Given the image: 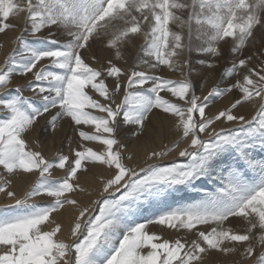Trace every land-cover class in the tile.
Returning <instances> with one entry per match:
<instances>
[{"label": "snow or ice", "instance_id": "obj_1", "mask_svg": "<svg viewBox=\"0 0 264 264\" xmlns=\"http://www.w3.org/2000/svg\"><path fill=\"white\" fill-rule=\"evenodd\" d=\"M13 15L25 17L23 32L46 43L33 46L22 33L0 65V92L15 76L33 77L16 86L15 95L0 97V169L9 176L38 174L22 195L10 190V179L0 181V194L9 201L0 204V264H203L209 251L226 257L239 252L244 261L264 264V155H257V149L264 153V61L252 64L255 52L244 56L256 33H264V0H0V33L11 27L6 21ZM46 29L47 36L38 35ZM138 35L142 55L132 71L111 59L98 68L85 62L83 53L101 37L115 60H122V46ZM222 42L230 45L231 66L221 75L229 83L201 97L189 78L190 60L175 58L185 51L219 58ZM198 63L209 70L218 66ZM162 65L183 78L149 74ZM108 78L114 80L111 90ZM234 92L228 106L206 113L210 103ZM245 104L256 108L251 119L238 113ZM154 109L174 118L178 139L146 153L142 164H131L133 156L125 157V145L115 136L118 117L139 136ZM46 114L52 131L65 118L76 126L78 148L47 159L28 147L25 135ZM218 123L238 127L217 130ZM177 149L186 163H160ZM57 169L63 176L54 179ZM91 169L98 170L97 195L81 203L72 195L86 191L78 173ZM205 179L219 181L214 192L185 206L169 204L177 186L192 188ZM44 197L50 202H34ZM65 206L75 210L67 240L58 238L63 225L56 219ZM145 206L156 211L141 220ZM232 218L245 225L242 232L230 226ZM149 226L194 238L163 239Z\"/></svg>", "mask_w": 264, "mask_h": 264}, {"label": "bare ground", "instance_id": "obj_2", "mask_svg": "<svg viewBox=\"0 0 264 264\" xmlns=\"http://www.w3.org/2000/svg\"><path fill=\"white\" fill-rule=\"evenodd\" d=\"M9 24L13 25L14 23H17L18 26L15 28H9L4 33L0 34V65H3L5 58L9 55V53L15 48L17 45L14 44V40L17 36H20L23 33V29L26 27L25 24V17L23 15H20L19 17H16L15 15L11 16L8 20ZM26 37V36H25ZM29 37V36H28ZM123 54L122 60H115L116 66L120 67L123 71H129L130 69V62L126 55ZM185 55V52L182 53L179 57L175 58L181 61V57ZM165 69L168 70L166 67ZM181 74V73H180ZM182 77V75L180 76ZM28 78H24L23 80H16L13 78L12 84L8 89H6L4 92H0V95H3L7 93L10 89L13 87H16V84L23 87L28 84ZM212 82L208 79L206 83L203 85V91L205 90L207 92L208 90V83ZM205 92V93H206ZM32 95V94H31ZM236 93L229 94L228 96L224 97L222 101H220L216 107L211 110L208 115H212L214 112L217 111V109H223L224 107L228 106L231 101H234L236 98ZM161 96L164 99L170 100L171 102H176L175 98L168 96L165 94V92H161ZM1 97V96H0ZM256 108L253 105L245 104L243 107L239 108L238 113L244 115L246 118L251 119V117L254 115ZM153 113L151 115L150 121L146 123V127L144 129V132L142 135L136 136L134 135L135 132V126H130L126 124H119L118 123V129L115 133L116 138L120 141L121 144L125 145V151L124 155L127 157V155H132L133 160L129 163L131 164H142L144 162V158L146 153L152 150H163L164 145L171 146V144L178 139V136L175 134L173 130V123L174 118H171L168 116V114L161 113L159 110L154 109ZM97 115H104L102 113H97ZM50 119V118H49ZM47 120V118H45ZM225 125V124H224ZM224 125H220L219 123L216 125L217 128H220ZM234 124H228L227 127L232 128L234 127ZM237 126V125H236ZM86 131H94V129L91 126H84ZM42 124L36 126L35 131H31L30 133L25 135V140L28 145V147L31 150L34 151H41V153L45 156L47 159H52L56 154L62 153V150H65V147L61 149V142L64 140V136H58L54 135L55 130L53 131V134L49 136V139L43 140L38 139V134L41 133L42 130H46L48 126L43 127ZM226 128V127H224ZM43 132V131H42ZM65 142H70L73 139V134L67 135L65 138ZM67 142V143H68ZM86 147H91L93 150L99 151L103 150V146L99 145L97 143H89L84 142ZM40 145V147H37V145ZM72 145V143L70 144ZM184 147V144H181V148ZM61 149V150H60ZM177 149L176 152L170 153L168 157H166L162 163L163 165H169L172 161H180L177 163H186L187 158L179 157L178 156ZM60 171V172H59ZM59 177L63 176V172L61 170H54V173ZM38 174H16L14 176H9L7 173L3 172V170H0V181H3L5 179H10L12 181L10 190H13L17 193V195H22L24 192L28 191L32 183L36 180ZM80 179L79 183L86 189L85 192L79 193V194H72L74 195V198L79 200L81 203H88L91 199L96 198V189L98 187V182L96 179V176L98 175L97 169H91L86 174H78ZM198 185H202V182ZM91 192L92 195L89 196L88 193ZM211 193L208 190H204L202 194ZM38 200H35L34 202H45L46 197L44 198H37ZM170 200V198H169ZM9 203L5 199V197L0 194V204ZM175 204L172 205V207H179L184 206L177 203V201L174 202ZM156 210L155 208H150L147 212H143L141 215V220H143L144 217L151 216L153 214V211ZM151 212V213H150ZM75 214V210L71 206H65L64 209L61 210V213L59 215H56V219L60 221L63 225V232L58 236L59 239H65L67 240L69 236V227L72 221V218ZM160 228L163 230L162 227L156 226L151 227L149 226L150 232H155L156 234H163L164 237L168 232L164 229L163 231L160 230ZM162 231V232H159ZM159 232V233H158ZM164 237H162L164 239ZM259 251V250H258ZM244 261V260H243ZM212 262L213 264H251V261L242 262L240 259L239 253L236 256H225V260H222V262L218 260L209 261L208 263ZM207 263V264H208Z\"/></svg>", "mask_w": 264, "mask_h": 264}, {"label": "rangeland", "instance_id": "obj_3", "mask_svg": "<svg viewBox=\"0 0 264 264\" xmlns=\"http://www.w3.org/2000/svg\"><path fill=\"white\" fill-rule=\"evenodd\" d=\"M6 23L9 24L8 21H6ZM9 25L11 26L10 28H15L18 26L17 23H14L13 25H11V24H9ZM170 27L172 28V31H175V32L181 31V29L179 27H177L176 25H171ZM145 31H147V25H145ZM185 32H186V30H185ZM0 34H2V33H0ZM23 35H24V37L26 36L25 39L33 46H41L42 44L46 43L44 41H40L38 39L33 38L32 36L28 35V33H26V32H23ZM38 35L39 36H47L48 30L46 29V30L42 31L41 33H39ZM57 38L61 41H64L66 39V37L61 35L60 33L57 34ZM106 40H107V37H101L99 40L92 42L91 43V49L89 51H85L83 53L84 58H85V62L88 63L90 66L98 68V67H100L101 64L106 65L107 61L110 59L113 60V62L115 63L114 51L111 49H108L104 46V42ZM143 43H144L143 36L138 35L136 37H133L130 40V42H128L122 46L121 51L124 53V55H126L128 57L129 62L131 61L130 62L131 67H130L128 72H130L134 69V66H135V63H136L138 57H140L142 55L140 52V47ZM49 46H51V45H49ZM220 47H221L223 54L219 58L213 59L212 57L199 56L196 52L188 53L187 51H185V55H183L181 57V62H183L184 59L190 60L193 72L189 78L192 80V82L194 84V90H195L196 94L201 96V97H203L204 95H207L208 91L212 87L216 86L217 84H219L221 87H224L227 85V83H229V81H222L221 75L226 68L231 66L230 45L222 42ZM254 52L256 53V55L252 61V64L258 65L259 63L264 61V55L261 54V53H264V33H261V32L256 33V43L254 44V46H250L249 48H247L244 51V56H248ZM93 55L96 57V60L99 61V63H97L96 61H94L91 58ZM200 59L212 61V62L216 63L218 66L212 70H209L206 67H204L198 63V60H200ZM43 63H47V62L45 61V62H42V64ZM141 69H143V65L141 66ZM141 69H136V70H141ZM149 74L159 75L164 79H171L174 81H179L183 78V77H180L181 74L179 71H176V72L167 71L163 65L160 67V69H158L154 72H150ZM14 78L16 80H20V79L23 80L25 77L15 76ZM26 78H28L29 81L33 80L31 73H29L28 76H26ZM208 79L210 81L212 80V82L208 83L209 84L207 87L208 90L206 92L205 90L203 91V85L206 83V81H208ZM233 79H235V78H233ZM105 83L109 86V89L111 90V88L114 84V80H113V78H108L105 81ZM16 86H19V85L16 84ZM14 89L15 88L13 87L9 91H7V93L0 95V96L3 98H7L9 95H15ZM89 94L93 95V98L100 99L101 102H103L102 98L96 96L90 90H89ZM165 94L172 97L170 93L165 92ZM24 95L30 96L31 93L30 92H24ZM121 99H122V94L117 95V97H116L117 102H119ZM222 100H223V98L219 99V100H215L214 102L210 103L209 108L206 109V113L208 114L211 110H213L216 107V105ZM53 111H55V110H53ZM88 111L93 115H97V113H98L92 109H88ZM50 115L51 114H46L45 117L40 118L37 125L41 126V124H42V129H44L43 127H45V126H48L47 120L50 118ZM45 118H47V120H45ZM118 123L124 124L122 121V116L118 117ZM227 125L228 124H225L224 126H222L223 128L226 127V128H224L225 131L228 130ZM36 126L33 128L32 131L36 130ZM84 126L87 127V125H81V126H79V128L81 130L86 131ZM234 127H238V125L237 126L235 125ZM219 129L220 128H217V130H219ZM42 131H41V133L38 134V139L42 138L43 140H46V139H49V136L51 134H53V131L50 130L49 126L46 130H42ZM71 133L73 134L72 141L68 142V140H67L68 143L65 142V140H66L65 138L67 137V135H70ZM55 134L58 136H64V137L66 136L64 138V140L61 142V146H60L61 149H63L65 147V150H62L63 154H68L70 147L71 148H78L80 141H79L77 128H76V126H74L73 124H71L69 122L68 118L62 119L57 123L54 135ZM71 143H72V145H70ZM257 155H264V153H259V150L257 149ZM177 162H180V161H172L171 163H177ZM0 170H2V169H0ZM53 178L54 179L60 178L57 175V172H56V174L54 173ZM201 182H202V185H198ZM218 186H219V181L213 182L212 180H209V179H205L203 181H198L192 188H186L184 186H177V188L179 190L174 191L172 193V196L169 197L170 200L168 202L171 206L173 204H175L174 203L175 201H177V203H179L180 205H184V206L187 204L196 203L204 197L205 194H202V192L204 190L214 192L216 187H218ZM36 200H38V199H36ZM49 202H50V198H46L45 202H37L36 201V203H39V204H47ZM149 209L150 208L145 206L144 212H147ZM155 211L156 210H154L153 212H155ZM230 226L233 227L234 230L241 231V232L243 231V228L245 227V225L241 224L239 218H232ZM151 227H156V226H151ZM160 230H162V229L160 228ZM163 230H164V228H163ZM165 230L168 232V234H166L165 237L163 235L164 233L158 234V235H161L162 237H164V239L174 240L177 238H183V239L190 241L191 239L194 238L193 235L190 233L185 234L184 232H176L175 230H167V229H165ZM162 231H159V232H162ZM237 254L231 255V256H236ZM240 259L242 262H246V261H243V258L241 256H240ZM214 260H218V261L222 262V260H225V256H223V255H221L215 251H209L204 256L203 264H207L209 261H214ZM208 264H213V263L210 262Z\"/></svg>", "mask_w": 264, "mask_h": 264}]
</instances>
